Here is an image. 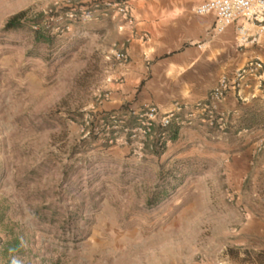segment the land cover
Masks as SVG:
<instances>
[{"label": "rangeland", "instance_id": "obj_1", "mask_svg": "<svg viewBox=\"0 0 264 264\" xmlns=\"http://www.w3.org/2000/svg\"><path fill=\"white\" fill-rule=\"evenodd\" d=\"M67 3L0 0V246L21 238L24 264H264V129L233 141L244 186L224 140L154 153L139 125L120 127L131 108L105 107L120 59L100 24L116 11Z\"/></svg>", "mask_w": 264, "mask_h": 264}, {"label": "crops", "instance_id": "obj_2", "mask_svg": "<svg viewBox=\"0 0 264 264\" xmlns=\"http://www.w3.org/2000/svg\"><path fill=\"white\" fill-rule=\"evenodd\" d=\"M128 1L131 21L114 12L100 24L114 35L112 50L128 53L126 60H116L112 101L105 104L106 109L124 111L127 105L138 110L144 104H155L162 113L176 110L171 125L164 128L155 123L149 137L163 140L167 148L183 143L188 134L199 136V132L215 144L224 140L226 155H232L238 164L229 166L226 173L242 182L246 158L233 141L243 145L245 133L254 136L264 129V80L250 75L231 89L218 104L213 124L202 118L195 104L208 98L221 76L231 75L250 60L264 62V34L252 39L258 35V27L248 24L249 40L240 46L237 24L219 32L214 13L193 11L206 0ZM121 123L123 129L132 127L129 120ZM175 130L177 135L172 137ZM259 225L264 230V220Z\"/></svg>", "mask_w": 264, "mask_h": 264}, {"label": "built area", "instance_id": "obj_3", "mask_svg": "<svg viewBox=\"0 0 264 264\" xmlns=\"http://www.w3.org/2000/svg\"><path fill=\"white\" fill-rule=\"evenodd\" d=\"M67 0L72 7V12L86 14L89 9H104L116 11L131 21L132 7L128 0ZM193 11L198 14L214 13L216 15V29L221 32L229 25L237 24L239 44L244 46L249 40L248 24L258 27V35L253 36L256 40L260 34H264V0H206L195 7ZM116 57L126 60V50L116 52ZM256 75L264 80V62L260 59L250 60L247 64L237 68L231 75L221 76L216 85L210 91L208 98L199 100L195 104L196 110L204 120L212 124L216 120L218 104L224 100L227 93L237 87L247 76ZM180 108V106H179ZM130 112L138 117L139 131L150 133L155 123L167 128L177 116V111L162 113L155 104H144L140 109H131Z\"/></svg>", "mask_w": 264, "mask_h": 264}, {"label": "trees", "instance_id": "obj_4", "mask_svg": "<svg viewBox=\"0 0 264 264\" xmlns=\"http://www.w3.org/2000/svg\"><path fill=\"white\" fill-rule=\"evenodd\" d=\"M52 13H54L53 10H52ZM40 17L41 18L44 17V14H41ZM26 21H27V11L25 10L20 11L8 19L4 29L7 31L19 30L22 27H24ZM33 23L35 26L40 27L39 29L34 31L36 40L44 44L51 45L54 42V37L50 34V32L46 30L45 26H41V22L39 18L35 19ZM131 116H132L131 125L135 126L137 124L140 126L138 117L135 115H131ZM106 118L107 120H109L108 116ZM153 128L154 126L152 127V131H153ZM176 135H177V130L174 131L172 137H175ZM158 144H160L161 147ZM165 145H166L165 142L158 140L156 147L153 148L152 151L160 155L164 152V149L166 147ZM178 162H179L178 164L181 163V161H178ZM159 197H160V194H159ZM159 197H158V200L160 199ZM23 253H24V248L22 245V239L19 237L11 238L7 240L5 243H3L2 246H0V260L3 261L2 264H24Z\"/></svg>", "mask_w": 264, "mask_h": 264}]
</instances>
